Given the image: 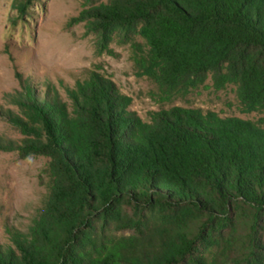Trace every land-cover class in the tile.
<instances>
[{"label": "trees", "instance_id": "obj_1", "mask_svg": "<svg viewBox=\"0 0 264 264\" xmlns=\"http://www.w3.org/2000/svg\"><path fill=\"white\" fill-rule=\"evenodd\" d=\"M78 1L71 23L98 54L128 46L161 100L210 81L261 118L172 107L144 123L96 74L71 106L31 89V122L10 119L19 156L47 159V194L0 264H264V0Z\"/></svg>", "mask_w": 264, "mask_h": 264}, {"label": "rangeland", "instance_id": "obj_2", "mask_svg": "<svg viewBox=\"0 0 264 264\" xmlns=\"http://www.w3.org/2000/svg\"><path fill=\"white\" fill-rule=\"evenodd\" d=\"M14 2L0 0V246L10 244L8 230H27L47 194V159L19 156L24 135L10 119L31 122L21 102L32 90L71 106L69 93L96 74L114 83L144 123L154 112L172 107L220 118H261L242 111L232 86L216 91L210 81L186 98L161 100L149 80L136 76L128 46L112 44L110 51L98 54L84 24L71 23L81 11L78 0H36L26 11Z\"/></svg>", "mask_w": 264, "mask_h": 264}]
</instances>
